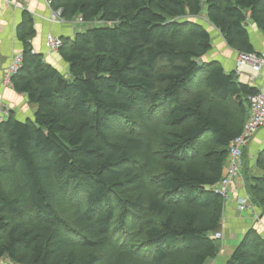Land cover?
<instances>
[{
  "label": "trees",
  "instance_id": "trees-1",
  "mask_svg": "<svg viewBox=\"0 0 264 264\" xmlns=\"http://www.w3.org/2000/svg\"><path fill=\"white\" fill-rule=\"evenodd\" d=\"M51 7L65 20L100 24L63 40L64 74L33 52L28 14L17 27L22 62L10 83L35 112L33 120L10 114L0 122V264L215 260L223 240L211 236L222 232L227 201L211 187L257 89L203 60L212 38L193 18L205 16L234 51L257 54L248 27L264 35V0H52ZM145 108L162 119L160 130L141 137L118 129L121 117L145 119ZM148 143L166 162L143 177L138 153ZM256 167L260 176L244 174L246 191L264 218V147ZM262 231L247 229L225 264H264ZM95 248L113 257L102 261Z\"/></svg>",
  "mask_w": 264,
  "mask_h": 264
},
{
  "label": "crops",
  "instance_id": "crops-1",
  "mask_svg": "<svg viewBox=\"0 0 264 264\" xmlns=\"http://www.w3.org/2000/svg\"><path fill=\"white\" fill-rule=\"evenodd\" d=\"M12 2L13 0H0V100L4 101L10 110V114L13 115L17 121H22L19 117L23 116V113L25 115L24 121L26 119L33 120L35 107L28 103L25 95L16 93L12 89L11 83L9 85L3 83L4 73L9 67L12 57L14 54H22V45L17 39L16 31L18 25L22 21L23 15L26 13L32 18L34 36L29 42L33 52L41 55L46 64L56 67L63 74L68 72V65L62 61L58 52H47L45 43L46 36L51 34L62 40L70 39L72 38V32H76L77 34L79 32L78 30L85 31L89 27V24L86 25L82 22L71 27L69 21L65 24L51 23L49 21L50 10L45 3L40 0H21L20 4L22 8L14 7L11 4ZM251 28L252 45L257 54H261L264 52V35L255 25L249 24L248 30ZM215 39L214 43L212 41V49L207 53L208 55L206 54L208 60L205 58L204 60L216 61L226 72H235L238 82L241 84L251 86L257 90L260 88L264 89V68L257 76H254L249 66L244 65L238 69L236 60L239 53L229 48L220 34L217 35ZM6 119L8 118H4L3 121H6ZM263 147L264 129L260 130L243 150V156L247 160V162H245V167L243 161V176L244 174L254 176H260L262 174L256 167V158ZM247 168H249V170H246ZM237 193L240 192L238 191ZM236 198L237 195H232L225 203V240L223 239L224 242L222 243L219 256L215 260H211L210 264H224L221 260L226 261L229 258L246 230L256 227L257 225L259 226L260 222L256 221L251 211L243 213L236 212ZM257 213L259 216L260 213ZM261 220L262 223H264V218ZM239 236H241L240 239L238 238Z\"/></svg>",
  "mask_w": 264,
  "mask_h": 264
},
{
  "label": "built area",
  "instance_id": "built-area-1",
  "mask_svg": "<svg viewBox=\"0 0 264 264\" xmlns=\"http://www.w3.org/2000/svg\"><path fill=\"white\" fill-rule=\"evenodd\" d=\"M21 0H13L11 3L16 8H22L20 4ZM45 3V5L49 8L50 17L49 21L51 23L65 24L67 21L62 16L61 9H53L51 7L52 0H40ZM78 23L84 22L82 17H77ZM93 24H100V22H93ZM46 50L49 53H57L62 48L63 40L59 37H55L51 34L46 36ZM22 57L21 54H14L12 57L9 67L4 73L3 83L5 85L10 84V79L13 75H15L18 69L21 66ZM236 65L238 69L243 67L244 65L249 66L254 76L260 74L261 70L264 68V52L261 54L250 53L244 54L239 53ZM248 101L250 104L249 115L244 124V128L241 134L235 138L229 145V155L223 170V176L221 180L211 189L214 192L218 193V195L227 201L232 195H235V192H240L237 195L236 202L238 204V209L243 211L248 209L254 214V218L259 221L258 209L254 207V203L251 201L250 195L246 191V183L245 180L234 184V180L237 179L240 175L244 179L243 176V163L242 156L243 150L246 147L245 145L249 144L251 139L260 131L264 129V89L257 90V93L248 97ZM10 115V110L3 100H0V122L3 121L4 118H8ZM225 217L222 220V232L213 234L211 236L212 239H224V228H225ZM262 223L261 221H259ZM262 225V224H261ZM264 228V225H262Z\"/></svg>",
  "mask_w": 264,
  "mask_h": 264
},
{
  "label": "rangeland",
  "instance_id": "rangeland-1",
  "mask_svg": "<svg viewBox=\"0 0 264 264\" xmlns=\"http://www.w3.org/2000/svg\"><path fill=\"white\" fill-rule=\"evenodd\" d=\"M193 20H196L197 23L201 24L204 28H206V30L209 32V34H210V36L212 38V41L214 43V40L217 39V38L215 39V37L217 35H219V34H218V31L207 21V19L205 18V16H202L200 18H193ZM66 21L67 22L69 21V24L71 25V27H74L75 24L78 23L77 17L74 18V19H72V20H66ZM248 23H250V20H248ZM251 30H252V28L249 29V32H251ZM78 31H79L78 33H80V32H82L84 30H82V31L78 30ZM75 35H76V32H72V38H70V39H73ZM204 58L206 60H208L206 58V55H205V57H203V60H204ZM186 97L189 98L188 92H186V94L184 95L183 98H186ZM147 111H148V108H145L144 109L145 119H141V120L136 118V119L130 121L127 118L121 117L119 123L117 124L118 125V129L120 131L123 130V133H125V134H133V132H136L138 134H141V137L144 136V135L147 136V134H149L151 132L154 133V132L160 130L159 128H161L162 125H163L162 124V119H158L154 115H150V113H149V115L146 116ZM154 113L155 112L153 111L152 114H154ZM19 118L23 122L24 119H25L24 113H23V116H20ZM143 140L146 142V139H143ZM148 145L150 147H147V150H145V148H144V149L141 150L140 153H138L141 157H143L140 161L138 160L139 161V164H138L139 167L138 168L140 170L143 169V172H142V176L143 177H146V176L150 175L153 172L155 173V172L159 171L160 168H161V166H162V164H164L166 162V160L162 158L161 151L158 149V145L157 144L148 143ZM245 146L247 147L248 144L245 145ZM242 181H244V179L240 175L237 179L234 180L233 183L234 184H237V183H240ZM236 194L239 195L240 193H237L236 192ZM67 200H68L69 204H71V205L74 204L73 203V196L71 194H69ZM235 203H236V208H235L236 209V212H238V213L249 212L248 209H245L243 211H240V209H238L237 202H235ZM26 217L27 218L24 219V222L27 221V220H29V217L28 216H26ZM261 219H262V217L259 218V221L262 222ZM263 222H264V220H263ZM260 224L264 225V223H260ZM238 238L240 239L241 236H239ZM224 240H225V234H224ZM224 240H223V242H224ZM94 251L97 254H99V257H100V259H102V261L107 260L109 257H111V254H110V252H108L107 248H104V249H96L95 248ZM107 254H108V256H106ZM78 255H80V254H78ZM112 257H113V255H112ZM210 261H208L207 264H210ZM221 261L224 264L226 263V261H224V260H221Z\"/></svg>",
  "mask_w": 264,
  "mask_h": 264
},
{
  "label": "clouds",
  "instance_id": "clouds-1",
  "mask_svg": "<svg viewBox=\"0 0 264 264\" xmlns=\"http://www.w3.org/2000/svg\"><path fill=\"white\" fill-rule=\"evenodd\" d=\"M96 22H99V21H96ZM84 23L87 25V24H89V26H93V25H96V24H93V22H86V21H84ZM255 206V205H254ZM258 212L260 213V210H258ZM259 218H260V215H259ZM257 223V222H256ZM259 227L261 228V229H263V231H264V228L262 227V225L259 223Z\"/></svg>",
  "mask_w": 264,
  "mask_h": 264
},
{
  "label": "water",
  "instance_id": "water-1",
  "mask_svg": "<svg viewBox=\"0 0 264 264\" xmlns=\"http://www.w3.org/2000/svg\"><path fill=\"white\" fill-rule=\"evenodd\" d=\"M94 76H96V73H87V74H86V78H87V79L92 78V77H94Z\"/></svg>",
  "mask_w": 264,
  "mask_h": 264
}]
</instances>
